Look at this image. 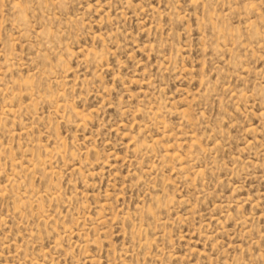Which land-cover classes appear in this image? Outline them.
<instances>
[{"label":"rangeland","instance_id":"374dc122","mask_svg":"<svg viewBox=\"0 0 264 264\" xmlns=\"http://www.w3.org/2000/svg\"><path fill=\"white\" fill-rule=\"evenodd\" d=\"M0 264H264V0H0Z\"/></svg>","mask_w":264,"mask_h":264}]
</instances>
